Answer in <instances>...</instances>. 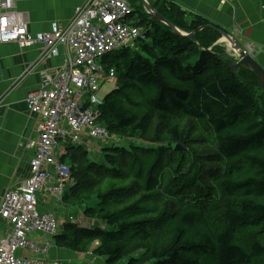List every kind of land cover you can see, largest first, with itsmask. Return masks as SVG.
I'll return each instance as SVG.
<instances>
[{
	"label": "trees",
	"instance_id": "1",
	"mask_svg": "<svg viewBox=\"0 0 264 264\" xmlns=\"http://www.w3.org/2000/svg\"><path fill=\"white\" fill-rule=\"evenodd\" d=\"M152 5L185 32L208 25L171 2ZM135 23L145 38L107 57L118 76L100 117L129 147L107 146L98 161L71 144L61 158L72 172L64 198L106 227L66 222L55 243L107 264H264L259 75L232 69L216 28L184 38L154 17Z\"/></svg>",
	"mask_w": 264,
	"mask_h": 264
},
{
	"label": "built area",
	"instance_id": "2",
	"mask_svg": "<svg viewBox=\"0 0 264 264\" xmlns=\"http://www.w3.org/2000/svg\"><path fill=\"white\" fill-rule=\"evenodd\" d=\"M135 15L128 0H85L68 23L33 35L25 17L15 9V0H0V43L16 41L21 48L40 43L44 58L58 54L59 46L66 47L62 68L55 74L44 73L27 96L38 138L29 143L35 148L30 176L18 187L7 189L1 199L0 214L9 231L0 238V264H62L38 256L49 252L50 242L40 245L30 238L36 232L49 237L57 234L52 214L38 209L39 193L47 188L48 166L57 174L51 187L55 191L71 183L70 165L58 157L59 149L66 146L62 141L88 145L91 138L110 142L115 137L100 121L105 97L99 93L104 82L117 81L116 66L106 64L109 54L145 38ZM19 250L35 255L21 256Z\"/></svg>",
	"mask_w": 264,
	"mask_h": 264
},
{
	"label": "crops",
	"instance_id": "3",
	"mask_svg": "<svg viewBox=\"0 0 264 264\" xmlns=\"http://www.w3.org/2000/svg\"><path fill=\"white\" fill-rule=\"evenodd\" d=\"M85 0H15V9L26 19L29 32L33 35L49 31L54 25L68 23L75 13V8ZM158 5L160 0H148ZM181 8L188 19H203L208 25L235 37L242 45L254 53L255 59L264 68V0H161ZM222 34L217 41L222 42ZM233 54L232 51H230ZM66 49L59 46V53L43 57L40 43L21 48L16 41L0 43V204L4 192L21 185L30 176L31 160L35 148L30 141L38 138L36 118L27 105L28 93L36 89L43 74H55L64 65ZM67 188V187H66ZM44 191V190H43ZM40 192L39 206L42 211H51L61 220L64 232V217L70 211H78L65 198L45 196ZM81 213L82 219L89 220ZM69 216L70 220L72 221ZM67 220V221H66ZM6 220L0 214V238L8 233ZM30 238L41 244L51 243L46 258L60 260L65 264H107L104 257L77 252L69 247L59 246L53 237L36 232ZM18 255L34 256L33 251L19 250Z\"/></svg>",
	"mask_w": 264,
	"mask_h": 264
},
{
	"label": "rangeland",
	"instance_id": "4",
	"mask_svg": "<svg viewBox=\"0 0 264 264\" xmlns=\"http://www.w3.org/2000/svg\"><path fill=\"white\" fill-rule=\"evenodd\" d=\"M134 5H135V7H136V10H137V12H136V15H135V17H134V21H137V22H141L142 20H144V19H148L149 21L152 19V16H150L149 14H148V11H147V9H146V7L144 6V4L140 1V0H137V1H134ZM140 40H142V39H138L137 41H136V47H139V43L140 42H138V41H140ZM225 44L229 47V45H228V43H226L225 42ZM43 46V45H42ZM65 47V46H64ZM230 48V47H229ZM65 49H66V47H65ZM117 51H115L114 53H116ZM110 61H106V64L108 65V64H110V62H112V64L113 65H117V63H118V58L116 57V55L115 56H113V55H111L110 56V59H109ZM115 87H116V83L115 84H113L112 82H110V81H106V82H104V84H103V87H102V90L100 91V93H99V95L101 96V97H105L106 95H108L109 93H111L114 89H115ZM132 138V137H131ZM131 138H129V140H131ZM127 138H125V140L123 141V140H121L119 137H117V136H115L110 142L109 141H106V140H100V139H98V138H91V140H90V142L91 143H89L88 145L87 144H83L84 146H86V147H88V149H89V151H90V153H91V155L95 158V159H97L98 161H102L103 160V158H104V148H106L107 146H112V145H116V144H120L121 146H126V147H129V142L126 140ZM123 142V143H122ZM75 145V146H77L78 145V143H72V142H69V144H66L64 141H62V145H66L64 148H62V149H59V151H58V157H59V160H61V158H62V156L63 155H65L66 154V152H65V149L67 150V148H68V145ZM76 153H79V152H77V150L76 151H73L72 152V155L73 154H76ZM48 169H49V174H50V178H49V180L47 181V188H44L42 191H43V195H42V198L43 199H45V196H49V195H51V196H56L55 198H60V199H62V198H64L65 197V195H67V191H66V187L65 188H63L61 191H55L53 188H51L55 183H56V179H57V174H56V172H55V169H54V167L53 166H48ZM30 172H31V165H30ZM69 185V184H68ZM67 185V186H68ZM41 191V192H42ZM62 192V193H61ZM59 193H61V194H59ZM65 194V195H64ZM39 198H40V193H39ZM38 209H39V211L41 212V213H49V214H52V216L54 217V219H55V221H56V223H57V232L58 231H60L61 230V228H60V221L61 220H59L56 216H55V214L54 213H52L51 211H42V208L39 206L38 207ZM78 209V211L76 212H74V211H70L69 212V215L68 216H66V217H64V219H67L66 221L67 222H73V223H81L82 225H91L90 224V221L89 220H85V219H82V217H81V213L79 212V210H81L80 208H77ZM70 215H72L73 216V219H72V221L70 220V218H69V216ZM89 219V218H88ZM95 219H93V221H94ZM79 223V224H80ZM80 224V225H81ZM89 227H91V228H96V227H102V228H104V227H106V225H104V224H102L100 221H94V224H92V226H89ZM37 242V241H36ZM38 243V242H37ZM38 244H40L41 245V243H38ZM51 245V244H50ZM82 253V252H81ZM94 254V253H93ZM35 255V254H34ZM48 255V253L46 254V255H42V254H39L38 256L39 257H44V258H46V256ZM46 259H48V258H46ZM49 260V259H48ZM50 261H59L60 263H62V264H65L64 262H62V261H60V260H50ZM126 259L125 260H122L119 264H126Z\"/></svg>",
	"mask_w": 264,
	"mask_h": 264
},
{
	"label": "water",
	"instance_id": "5",
	"mask_svg": "<svg viewBox=\"0 0 264 264\" xmlns=\"http://www.w3.org/2000/svg\"><path fill=\"white\" fill-rule=\"evenodd\" d=\"M144 6L146 7L148 14L155 19L169 25L171 29L179 36L184 38H194L195 34L201 31L204 28H215L211 25H203L200 26L198 29L192 32H185L178 28L174 23L168 20L165 16L160 14L157 9L148 1V0H140ZM222 34V42L228 43L230 47V51L233 52V56L235 57L234 63L231 65L233 70H237V68L241 66H246L253 69L260 77L262 86L264 89V68L263 66L255 59L254 53L250 51V49L244 45H242L235 37H232L226 32L220 31ZM229 51V52H230ZM231 53V52H230ZM177 149L180 147L177 145Z\"/></svg>",
	"mask_w": 264,
	"mask_h": 264
},
{
	"label": "bare ground",
	"instance_id": "6",
	"mask_svg": "<svg viewBox=\"0 0 264 264\" xmlns=\"http://www.w3.org/2000/svg\"><path fill=\"white\" fill-rule=\"evenodd\" d=\"M71 176H72V172H71Z\"/></svg>",
	"mask_w": 264,
	"mask_h": 264
}]
</instances>
